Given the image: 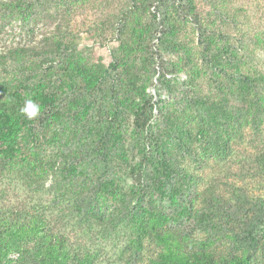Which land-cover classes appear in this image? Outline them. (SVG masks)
<instances>
[{
  "label": "rangeland",
  "instance_id": "374dc122",
  "mask_svg": "<svg viewBox=\"0 0 264 264\" xmlns=\"http://www.w3.org/2000/svg\"><path fill=\"white\" fill-rule=\"evenodd\" d=\"M203 39L214 47L204 50ZM162 65L170 72L165 77ZM0 77L15 88L32 85L30 96L46 110L31 121L39 131L25 132L38 144L28 165L36 175L0 172V217L13 213L22 224L44 222L64 237L68 264L86 257L91 264L156 260L161 248L152 237L135 241V219L143 215L137 195L143 206L152 203L164 223L206 237L211 230L184 214L190 204L202 206L201 200L181 194L178 204L171 202L147 162L145 182L129 186L144 152L124 143L126 154L114 149L120 130L140 112L146 111L156 132L170 120L179 124V116L192 125V135L181 138L194 154H165L177 163L175 179L194 177L226 208L224 217L238 224L227 232L255 238L250 264H264V166L254 154L264 150V0H0ZM168 77L174 78L170 87L162 84ZM235 91L252 94L238 100ZM222 98L225 112L214 113L212 125L221 136L212 143L228 154L206 159L200 153L196 160L198 114L204 103ZM237 100L250 106L251 120L241 123L226 149L237 116L229 111L241 106ZM86 122L96 134L93 146ZM102 142L112 145V154H105ZM152 156L154 164L162 157ZM126 165L133 167L131 175L122 174ZM216 235L224 237L222 231ZM21 248L31 260L38 246L23 240Z\"/></svg>",
  "mask_w": 264,
  "mask_h": 264
},
{
  "label": "trees",
  "instance_id": "16d2710c",
  "mask_svg": "<svg viewBox=\"0 0 264 264\" xmlns=\"http://www.w3.org/2000/svg\"><path fill=\"white\" fill-rule=\"evenodd\" d=\"M19 1L23 2L24 0ZM6 7L9 8V5H6ZM201 43H203L204 50L214 47L213 44L211 45V41L207 42L206 39L200 40ZM160 68V77H165L166 73H170L165 70L163 65ZM173 79V77L163 78L162 84L170 87ZM10 81L12 82L10 79L6 80V77H0V172L9 171L15 175L34 177L36 171L28 167V165L33 159V154H37L36 148L38 144L36 140H28L25 137V132L29 129L39 131L40 127L38 125L35 124L31 127V121L35 120L36 122L46 110L42 111L40 109L38 117L29 120L21 113L20 109L24 106L27 99H31L37 103L38 99L35 98V95L30 96L33 89L32 85H20L21 87L18 85L15 88L16 85L8 83ZM235 92L234 97L238 100H243L244 97L252 94L250 91L247 93ZM226 99H217L213 104L211 102L204 103L202 113L198 114L197 124L200 149L199 153L196 152L198 154L195 156L196 160L200 159V153L204 154L206 159L207 157L223 159L224 156H221V154H228L227 150H220L218 144L212 143V137L220 139L221 136L220 132L212 128L216 120L215 117H218L214 113L225 112L226 108H224L222 101ZM262 101V107H264V100ZM240 104L241 106L238 110L232 109L231 112L229 111V113L237 116L231 128L232 133L227 136L225 143H223L226 149H229L234 138L242 130L241 123H248L251 120V112L249 113L250 110L248 108L250 106L244 105L241 102ZM241 116L242 118L244 117L242 121ZM179 118V116H176L177 121H180L179 124L176 125L173 120H170V124L164 128L165 130L156 132L150 129V117L147 116L146 111H142L135 116L130 128L128 126L120 130V147L114 149L120 150L119 154H126L125 149L129 150V147L124 148V143V145L130 144L133 146L132 148L137 147V149L144 152L137 163L138 167L135 170V176L132 178L129 186L142 182V179L145 182L143 177V172L145 171L144 162L154 165V179L163 183L164 191L168 189L166 197L171 202L176 204L179 200L178 195L181 196V194L186 198L188 197L190 201H202L203 205L199 208L193 207L196 206L194 204L188 205L184 214L187 220L197 222L205 230L211 231L207 232L206 237L199 239L194 237L191 232L186 231L185 227L177 229L176 226H170L163 222L162 216L154 212L155 209L152 207L151 202H149L148 206H143L141 203L142 196L137 195V205L142 209L143 215L135 219V241L138 243L142 238L149 236L161 248L158 258L150 264H250L251 259L254 257L251 253L255 252V238L252 237L250 240H247L246 237L238 239L237 235L232 237V233L229 234L226 227H233V225L238 224L228 215L224 217V213H227L225 211L226 208L223 210L220 202L213 200L204 190H201L194 177L185 175L187 180L183 179L184 183H180L175 179L178 178L176 175L177 163L171 161L169 158L167 159L165 154H194V148L190 146V142L187 139L181 138L183 134L187 136L192 135V125L183 124ZM86 127L90 132L89 144L93 146L96 134L91 131L93 127L88 123ZM175 130H179V132L173 134ZM29 141L33 143L30 144ZM84 144L89 145L88 143ZM101 148L105 150V154H112L111 148L113 147L109 143L103 144L102 142ZM114 153L116 154V152ZM22 154H27L23 160L21 158ZM152 154L154 156L162 155L157 164L152 162ZM212 154H215L214 158ZM254 154H259L255 157L256 162L264 166V150L262 149L258 153L255 151ZM122 160L128 162L124 156H122ZM132 169L131 165H126L122 174L131 175ZM167 186L169 187L167 188ZM239 225L241 226L242 224ZM243 225L244 227H248L253 224L250 222L245 225L244 222ZM216 230L222 231L224 237L218 238ZM23 240H35L38 246L31 260L29 253L24 252L21 248ZM261 247L264 248V241ZM69 259L64 237L60 234L50 233L44 222H38V219L32 218L27 224H22L13 213L0 217V264H68ZM75 264H91V262L89 257H86V259H77Z\"/></svg>",
  "mask_w": 264,
  "mask_h": 264
},
{
  "label": "clouds",
  "instance_id": "9594fccd",
  "mask_svg": "<svg viewBox=\"0 0 264 264\" xmlns=\"http://www.w3.org/2000/svg\"><path fill=\"white\" fill-rule=\"evenodd\" d=\"M29 120L35 119L40 113V105L31 99L25 100L24 106L20 109Z\"/></svg>",
  "mask_w": 264,
  "mask_h": 264
}]
</instances>
